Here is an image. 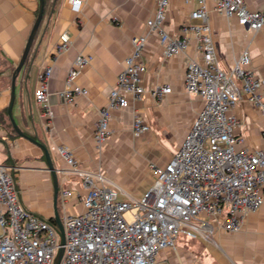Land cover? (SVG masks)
<instances>
[{
  "label": "crops",
  "instance_id": "obj_1",
  "mask_svg": "<svg viewBox=\"0 0 264 264\" xmlns=\"http://www.w3.org/2000/svg\"><path fill=\"white\" fill-rule=\"evenodd\" d=\"M70 1L44 0L42 20L15 82L12 108L19 129L28 137L36 136L48 150L56 170V210L61 221L82 211L85 191L81 178L59 156L58 147L71 153L81 171L93 177L100 174L105 179L103 185L118 187L130 198L140 199L154 182L149 167L164 168L169 163L203 107L199 97L185 90L187 64L200 59L196 41L191 38L184 52L165 58L158 35L148 33L146 22L153 17L158 0H79L78 11L72 9ZM243 1L251 10L264 9V0ZM196 6L195 0H169L164 30L170 37H181L180 29ZM208 6L211 8L212 3ZM39 7V0H0V165L13 168L25 208L54 223V188L45 156L36 145L17 135L7 115L12 74L22 58ZM209 24L219 67L230 71L240 52L248 49L249 68L264 83V30L247 32L235 19L213 11ZM63 33L70 38V49L57 55L55 47ZM135 36H147L142 57L146 71L141 76L145 93L139 101L129 99L127 108L110 110V135L97 147L94 133L100 111L107 106L117 76L132 53L131 39ZM78 55L91 58L76 80L86 95L66 104L59 93ZM46 68H51L48 91L54 115L48 128L35 99L39 76ZM164 85L171 92L161 101L155 100L152 90ZM232 114L238 121L237 149H264L262 112L243 99ZM135 116L150 127L138 137L132 133ZM143 174L147 175L144 183ZM66 190L74 197L63 200ZM201 218L213 230L211 239L180 236L175 249L159 253L156 264H264V207L248 213L235 234L227 233L211 218Z\"/></svg>",
  "mask_w": 264,
  "mask_h": 264
},
{
  "label": "built area",
  "instance_id": "obj_2",
  "mask_svg": "<svg viewBox=\"0 0 264 264\" xmlns=\"http://www.w3.org/2000/svg\"><path fill=\"white\" fill-rule=\"evenodd\" d=\"M196 9L180 29L181 37L172 38L164 30L165 11L169 0H158L154 15L146 22L148 33L157 34L165 58L184 52L193 38L200 54L190 60L185 73V90L199 97L203 107L181 147L164 168L153 165L154 182L140 198H130L122 189L110 188L104 178L81 171L71 153L63 146L57 151L71 171L81 178L85 195L82 211L65 217L61 223L65 235L60 264H156L164 249H175L180 236L188 239H211V226L204 215L219 223L229 234L238 233L248 213L264 207V149L255 152L237 149L235 135L238 121L232 114L236 105L248 99L264 115V83L249 68L248 49L240 52L230 71L218 65L209 24L210 11L235 19L247 32L264 30V9L248 8L243 0H195ZM74 11L81 6L71 0ZM208 2L212 3L209 8ZM147 36L131 39L132 53L111 89L107 106L100 111L94 140L101 146L109 137L110 110L124 109L129 99L141 100L145 93L141 76L146 71L142 57ZM70 38L63 33L55 47L62 55L70 49ZM91 58H74L59 93L66 103L74 102L86 92L76 80ZM51 68L39 76L35 99L41 117L50 127L48 82ZM171 92L158 86L152 97L161 101ZM150 130L135 116V137ZM123 196L124 198H121ZM74 197L66 190L62 199ZM0 264H53L60 247L59 234L53 222L29 212L22 204L13 168L0 165ZM131 213V222L125 214Z\"/></svg>",
  "mask_w": 264,
  "mask_h": 264
},
{
  "label": "water",
  "instance_id": "obj_3",
  "mask_svg": "<svg viewBox=\"0 0 264 264\" xmlns=\"http://www.w3.org/2000/svg\"><path fill=\"white\" fill-rule=\"evenodd\" d=\"M39 13L37 16V19L35 20V23L32 27L31 33L29 35V38L27 40L26 43V47L24 50V53L22 55V58L19 62V64L17 65V67L15 68L13 74H12V80H11V87H10V100H9V104H8V108H7V115L8 118L10 120V123L14 129V131L17 133V135H19L22 138H25L26 140L30 141L31 143H33L34 145H36L44 154L45 156V160L47 163V168L51 173L52 176V181H53V188H54V201H53V205H54V223L56 225L58 234H59V243H60V247L58 249L57 255L54 259L53 264H60V261L62 259V255H63V245L65 243V235H64V230H63V226L61 223V220L58 216L57 210H56V204H57V194H58V187H57V178H56V170L53 167L50 155L48 153V150L46 148L45 145L41 144L37 137L34 136V138L28 137L27 135H25L20 129L19 127L16 125L14 118L12 117V108H13V104H14V100H15V82L17 79V76L19 75L24 62L27 58L28 52L30 50V47L32 45L33 39L35 37V34L37 32V29L39 27V24L42 20V13H43V8H44V0H39Z\"/></svg>",
  "mask_w": 264,
  "mask_h": 264
},
{
  "label": "rangeland",
  "instance_id": "obj_4",
  "mask_svg": "<svg viewBox=\"0 0 264 264\" xmlns=\"http://www.w3.org/2000/svg\"><path fill=\"white\" fill-rule=\"evenodd\" d=\"M149 168H150V167H149ZM148 172L151 174V176H153V172H152V170H148ZM146 177H147L146 174H143V175L141 176V182H142V183L147 182ZM140 186H141V184H140ZM124 217H125V220H126V221L131 222V213H130V212L126 213Z\"/></svg>",
  "mask_w": 264,
  "mask_h": 264
}]
</instances>
